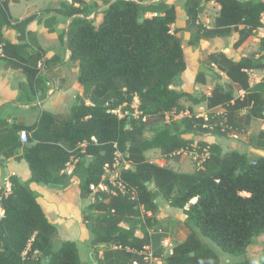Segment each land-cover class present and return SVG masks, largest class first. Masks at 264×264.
I'll return each mask as SVG.
<instances>
[{
    "label": "trees",
    "instance_id": "1",
    "mask_svg": "<svg viewBox=\"0 0 264 264\" xmlns=\"http://www.w3.org/2000/svg\"><path fill=\"white\" fill-rule=\"evenodd\" d=\"M10 1L0 2V43L4 49L0 65L23 72L26 82L19 100L32 103L47 95L48 82L55 81L53 76L61 66H56L57 58L45 57L28 41V25L36 15L14 18ZM177 1L183 2L186 26L182 30L189 33L187 40L183 32L172 30L177 6L171 0H102L103 7L99 0L56 2L53 10L70 19L60 39L78 69L81 92L67 113L42 111L31 125L8 123L0 111V155H16L23 147L19 158L28 162L31 180L55 187L66 183L69 175L65 170L74 163L71 175L80 178L81 195L86 196L91 184L103 181L104 165L113 163V142H118L133 163L123 177L138 188L141 202L152 216L145 218V223L137 202L127 195L103 192L96 196L83 214L92 235L91 246L96 248L95 264H150L138 252L151 244L149 229L157 222L158 195L181 208L191 225L188 237L176 244L163 264H220L219 254L198 233L224 253L243 257L229 264H264V249L259 259L247 255L256 238L264 234V155L225 151L219 144H211L202 166L193 172H179L146 158V152L158 149L164 157L179 160L177 152L190 149L195 141L185 134L226 135L244 130L242 123L264 119V79L251 84L248 72L264 69V55L235 60L223 50L212 51L208 54L210 63L225 73L232 85L221 84L217 78L209 96L177 88L187 69L185 47L198 48L201 41L231 37L236 30L239 37L234 47L238 48L262 25L264 0ZM210 1H216L220 8L213 25L207 26L200 16L205 2ZM11 29L16 31L17 41L6 35ZM205 71L201 64L196 82H206ZM236 87L244 95L236 96ZM136 96L142 112L139 117L120 119L111 112L129 108ZM185 101L224 107L225 124H214L211 113L207 121L194 115L167 120V114L186 109ZM21 130L28 132L25 145ZM148 131L152 132L150 137L145 135ZM196 143L201 152L208 144ZM255 146L264 148V142ZM9 179L11 192L7 196H2L0 188L4 210L0 264H89L81 258L76 241L60 239L58 228L49 221L29 185L16 175ZM99 245H104L101 256Z\"/></svg>",
    "mask_w": 264,
    "mask_h": 264
},
{
    "label": "crops",
    "instance_id": "2",
    "mask_svg": "<svg viewBox=\"0 0 264 264\" xmlns=\"http://www.w3.org/2000/svg\"><path fill=\"white\" fill-rule=\"evenodd\" d=\"M58 1L59 0H11L9 3L10 11L14 18L22 19L30 15H36V18L28 25V30H30L28 41L30 39L32 46H34L35 48H40L45 57L57 58L58 63L56 64V66L60 65L61 69L59 73L53 76L55 81L48 82L49 90L47 91V95L45 97L38 96L34 102L25 103L19 100L20 96H22L21 94L23 84L26 82L25 75L20 69H15L6 66L5 64L0 65V111L1 116L8 123L31 125L38 119L42 111H49L52 113H67L71 106L75 103L76 97L81 92L80 86L78 84V69L70 60V50L65 48L60 39L61 33L67 29L70 23V19H66L64 16L58 14L53 10L54 4ZM21 3L25 4V11L22 14L14 15L12 13V7L15 4ZM182 3V1L176 0V6L182 7ZM216 5L218 6L219 10L220 6L217 2ZM178 7L177 13L179 12ZM184 19L186 21V15L184 16ZM6 35L12 41H17V33L15 30H7ZM184 38L185 40L189 38V33L187 31L184 32ZM210 41L204 42L210 43ZM191 52L192 50H190V53ZM185 55L187 59V69L182 73L181 77L179 78V82L182 83L183 90L193 93L195 92V88H198L196 83V75L201 67V64L198 58L197 61H190V58L187 55L186 47ZM250 70L248 71L249 74ZM255 81L259 82L257 80ZM250 82L251 84H253L251 78ZM241 91L244 92L243 90ZM211 94L212 92L206 93L207 96ZM242 95H244V93ZM180 113L182 114L176 118L178 120L184 117H191L193 115L196 117L205 115L201 112L196 113L192 108L190 109L188 107H186V109L182 110ZM233 132H237L240 135V132L238 131H232V135ZM216 135L217 134L209 133L201 136H192L191 134L190 137H185L195 139L194 143H191V147H198V145L200 144H197V141H205L208 143L205 147L209 148L211 144H218V142L215 140ZM23 144L25 145L26 143ZM228 148L230 149H227L226 151H240L237 149H231V146H228ZM23 152L24 151L22 147L18 149L16 155L10 157L0 155V188H4L6 184H11L9 178L12 175H16L21 181L26 182L29 187L36 193L37 199L44 208L49 221L56 225V227L58 228L60 239L76 241L80 250L82 246L86 250L83 257L80 251L81 258L84 261H87L89 264H95V262L93 263L91 261L90 256L92 255L94 258V252L96 248H93L91 246L92 235L87 224L84 222L83 214L86 206L93 200H95L96 196L101 195V193L103 192L94 194L92 193V191H90V193L86 196H82L80 190V178L75 175H71L74 163H69L67 169L65 170V172L69 175V178L64 185L55 187L34 182L31 180L32 172L28 162L24 158H19V156H21ZM240 152H247L248 154H252L253 151L252 149H249L248 151L244 150ZM177 153L181 154V157L179 160L171 158L174 161L172 164V168L179 172H193L196 168L194 170L192 169L191 171H187L191 162L187 164V162L183 160V157H185V155H191L194 159L190 151L179 150ZM149 160L162 166L167 164L166 158L161 159V161L154 159ZM162 162H165V164H163ZM87 199H90L89 203L87 202ZM158 206L160 213L163 212V207L159 204ZM171 208L175 209L172 212L177 215L180 214V211H183L181 208L173 206H171ZM140 216L143 218V220H145V218H147L148 216H152V212L146 210L144 217L142 216L141 212ZM155 217H157V214L155 215ZM144 222L146 223V220ZM149 231L151 234L150 245L152 246V249L156 256L159 257V263H157L162 264L163 257H168L165 255V249L162 246V241L168 238L175 244V246L176 243L173 241L174 238L168 235L163 236L159 244V246L163 249V252L162 254H158L156 252L157 248L154 240L158 230L151 227ZM137 234L140 235L141 231L138 230ZM188 235L189 234L184 233V235H179L178 238L181 239L182 242L188 237ZM99 247L103 248L104 245H99L97 247V251L101 256L103 249L98 250Z\"/></svg>",
    "mask_w": 264,
    "mask_h": 264
},
{
    "label": "rangeland",
    "instance_id": "3",
    "mask_svg": "<svg viewBox=\"0 0 264 264\" xmlns=\"http://www.w3.org/2000/svg\"><path fill=\"white\" fill-rule=\"evenodd\" d=\"M99 2L102 4V7L104 6V3H102V0H99ZM176 3V0H174ZM178 7V6H177ZM179 12L177 13V21L175 24L172 25V30L177 32L178 34H181L184 31L182 29L186 26V21L184 19V9H182L181 6L178 7ZM25 11V4H15L12 7V13L14 15L22 14ZM219 10L218 6L216 5V2L210 1L205 2L204 5V11L201 14L200 20L206 25L212 26L215 20V17L217 16ZM94 17V15H92ZM98 20V19H97ZM239 37V34L236 30H234L233 35L231 37L227 38H215L209 42L201 41L198 48L189 47L187 48V55L190 58V61H197V58L200 62V64H204L206 71H205V79L206 82L204 84L197 83V87L195 88L194 94H201V93H207L212 92L215 88L216 80L219 78L221 80V84L228 85L232 82L229 80L228 76L221 72L216 66L212 65L209 61L208 54L215 50H223L225 53H227L229 56L235 58V60L239 59L242 56H250V57H260L264 55V37L262 36L261 30L257 29L254 31L253 35L249 37L239 48H235L234 44ZM230 49V50H229ZM190 50L192 52L190 53ZM250 78L253 84H255V80L262 81L264 79V69H252L250 70ZM178 89H182V83L177 85ZM244 92H242L237 87L235 88V95L236 96H242ZM186 107L192 108L194 112L196 113H204V116H199V118L203 117L205 121L210 118L209 114H212L211 120L214 124L222 126L226 122V110L224 107L217 106L210 108L207 101H203L199 104H194L190 101H185ZM245 111L243 110L242 113ZM172 119H170L171 121ZM244 130L238 131L240 132V135L238 138H235L232 135V131L228 132L226 135H216L215 140L218 142L219 145L222 146L223 150L230 149L228 146H231V149H237L240 151H248L249 149H252V154L257 155H264V148H257L255 146V143L257 142H264V119H253L250 121L249 124H244ZM146 136L150 137L152 135V132H146ZM186 137H190L191 134H185ZM193 136V135H192ZM147 159H154L159 160L166 158L163 156V154L159 150H150L146 153ZM167 166L173 167V160L167 159ZM183 160H185L188 163H190L187 171L194 170L195 168H198V161L194 160L191 155H185L183 157ZM165 164V162H162ZM175 166V165H174ZM188 166V165H187ZM157 203L163 207L164 211L160 213V211L157 213V222L152 226V228H155L158 230V232L155 235V243H156V252L158 254H162L163 249L159 246L160 241L163 236L168 235L173 239V241L177 244L178 242H181V239H179V235L190 234L191 232V225L187 220V216L184 215L183 211H180V214H175V209L171 208L172 205H170L167 200L163 199L161 195H158L156 197ZM87 202H90V199H87ZM170 205V206H169ZM199 237L207 242L211 248L220 256V264H229L233 261H238L242 259L243 257H233L226 253H224L216 244L211 242L208 238L202 236L200 233H198ZM184 240V239H183ZM102 247H99L98 250H102ZM264 249V234L257 237L255 243L249 247L247 255L253 259H259L261 257V254ZM81 254L82 257L85 255V248L81 247ZM91 261L94 263L93 256H90ZM167 259L163 257L162 264L165 263ZM159 263V261H158ZM157 262L154 264H158Z\"/></svg>",
    "mask_w": 264,
    "mask_h": 264
},
{
    "label": "built area",
    "instance_id": "4",
    "mask_svg": "<svg viewBox=\"0 0 264 264\" xmlns=\"http://www.w3.org/2000/svg\"><path fill=\"white\" fill-rule=\"evenodd\" d=\"M3 0H0V2ZM262 25L257 28L261 30L262 36L264 37V13L262 14L261 18ZM256 29V30H257ZM4 55V49L3 44L0 43V56ZM124 106H127L126 104ZM140 100L136 96L134 98V101L130 105L129 108L125 109L124 107H119L117 109L111 110L112 113L116 114L120 119L124 118L126 115H131L132 117H139V115L142 113L140 108ZM182 113H172L167 114V120L170 121V119L177 118ZM19 135L21 137V140L24 143H27V136L28 132L26 130H21L19 132ZM233 136L235 138L239 137V134L237 132H233ZM92 140L96 142L95 136H92ZM86 145V142L82 143L81 146L84 147ZM113 147L115 149V157L112 164L106 163L104 165V173L102 175L103 181L100 184H91L90 190L92 193L97 194L99 192H107L112 195H127L130 199L137 202L138 210H140L142 216L144 217L146 210L141 202L140 192L138 188L131 183H129L124 177L123 174L125 171H128L132 168V160L128 158V154L123 152L117 141L113 142ZM201 147H191L190 149H182L186 151H190V153L193 155L194 159L198 161L199 167L202 166L204 160L209 154V148L205 147L203 148V152L200 151ZM2 196H7L11 192V184H6L4 188H2ZM2 196H0V200L2 199ZM148 215V213H147ZM4 216V210L0 207V219ZM145 221V220H144ZM162 246L165 249V255L170 256L174 252L175 244L170 239H164L162 241ZM134 251V250H132ZM139 254H142L145 257V260L148 261L150 264L156 263L159 261V257L156 256L154 253L152 246L146 245L141 251L138 252ZM134 264H138V261H134Z\"/></svg>",
    "mask_w": 264,
    "mask_h": 264
},
{
    "label": "water",
    "instance_id": "5",
    "mask_svg": "<svg viewBox=\"0 0 264 264\" xmlns=\"http://www.w3.org/2000/svg\"><path fill=\"white\" fill-rule=\"evenodd\" d=\"M152 187V186H151ZM0 204H1V200H0Z\"/></svg>",
    "mask_w": 264,
    "mask_h": 264
}]
</instances>
